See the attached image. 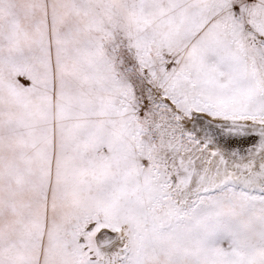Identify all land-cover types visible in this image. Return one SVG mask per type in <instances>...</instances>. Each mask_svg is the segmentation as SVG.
<instances>
[{"label": "snow or ice", "instance_id": "snow-or-ice-1", "mask_svg": "<svg viewBox=\"0 0 264 264\" xmlns=\"http://www.w3.org/2000/svg\"><path fill=\"white\" fill-rule=\"evenodd\" d=\"M0 264H264V0H0Z\"/></svg>", "mask_w": 264, "mask_h": 264}]
</instances>
